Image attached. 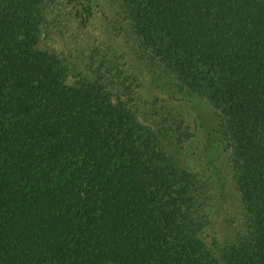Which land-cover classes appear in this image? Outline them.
Returning a JSON list of instances; mask_svg holds the SVG:
<instances>
[{
	"label": "trees",
	"instance_id": "obj_1",
	"mask_svg": "<svg viewBox=\"0 0 264 264\" xmlns=\"http://www.w3.org/2000/svg\"><path fill=\"white\" fill-rule=\"evenodd\" d=\"M60 1L0 0V264H264V0H118L151 60L221 116L245 228L214 245L167 129L42 46Z\"/></svg>",
	"mask_w": 264,
	"mask_h": 264
},
{
	"label": "rangeland",
	"instance_id": "obj_2",
	"mask_svg": "<svg viewBox=\"0 0 264 264\" xmlns=\"http://www.w3.org/2000/svg\"><path fill=\"white\" fill-rule=\"evenodd\" d=\"M42 46L65 58L73 71L99 67L105 81L128 87L139 119L163 126L166 155L199 175L209 195V245L232 243L244 231L240 193L230 167V142L207 99L181 93L173 79L138 44L118 0H61L48 16ZM73 75L68 82L73 83Z\"/></svg>",
	"mask_w": 264,
	"mask_h": 264
}]
</instances>
